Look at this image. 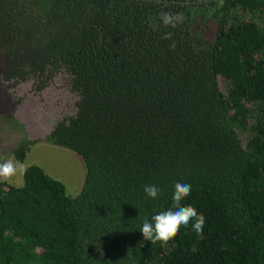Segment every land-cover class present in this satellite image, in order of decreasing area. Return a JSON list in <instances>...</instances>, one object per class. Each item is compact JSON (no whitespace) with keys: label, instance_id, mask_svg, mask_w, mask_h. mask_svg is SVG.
Wrapping results in <instances>:
<instances>
[{"label":"trees","instance_id":"obj_1","mask_svg":"<svg viewBox=\"0 0 264 264\" xmlns=\"http://www.w3.org/2000/svg\"><path fill=\"white\" fill-rule=\"evenodd\" d=\"M0 72L68 76L46 140L86 166L75 197L36 163L0 179V264H264V0H0ZM177 180L203 231L143 239Z\"/></svg>","mask_w":264,"mask_h":264},{"label":"rangeland","instance_id":"obj_2","mask_svg":"<svg viewBox=\"0 0 264 264\" xmlns=\"http://www.w3.org/2000/svg\"><path fill=\"white\" fill-rule=\"evenodd\" d=\"M50 84L52 85L48 89L50 91L49 94L53 96V99H56L58 93L61 106H55L54 101L46 109L43 115L44 121H42L43 131L40 130L41 127L39 128L34 121L32 132L34 134L39 132V136L34 139V143L29 149L30 151L27 153L25 160L20 162L16 157L9 159L13 162H19L23 166V170H18L14 176L5 181L16 186L23 185L24 170L30 164L36 163L43 167L48 174L61 180L67 188V194L75 197L81 192L84 184L86 176L85 162L75 151L49 143L45 139L44 134L51 129L57 119L64 116H72L75 113L78 96L71 90L68 76L63 72L56 74ZM221 86H225L223 81ZM241 138L244 140L245 135H241Z\"/></svg>","mask_w":264,"mask_h":264},{"label":"flooded vegetation","instance_id":"obj_3","mask_svg":"<svg viewBox=\"0 0 264 264\" xmlns=\"http://www.w3.org/2000/svg\"><path fill=\"white\" fill-rule=\"evenodd\" d=\"M51 85L40 86L35 79L0 72V162L15 157L16 151L39 136V132H32L34 121L43 131V115L52 102L61 106L58 93L56 99L49 94ZM51 129L44 134L45 139Z\"/></svg>","mask_w":264,"mask_h":264},{"label":"clouds","instance_id":"obj_4","mask_svg":"<svg viewBox=\"0 0 264 264\" xmlns=\"http://www.w3.org/2000/svg\"><path fill=\"white\" fill-rule=\"evenodd\" d=\"M164 25L173 23L172 18L162 15ZM170 34H166L167 39ZM18 170H23V166L19 162L5 160L0 162V179L7 180L14 176ZM144 194L147 198L156 199L161 189L155 184H145L143 187ZM192 185L184 180H177L173 187L171 195L172 205L166 210H162L154 214L150 220H145L139 231L143 239L156 242L168 241L172 236L176 235L180 229L187 228L191 221V228L199 233L203 231L205 217L202 213H198L197 209L191 204L182 203L183 198L191 195Z\"/></svg>","mask_w":264,"mask_h":264}]
</instances>
